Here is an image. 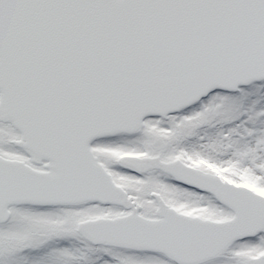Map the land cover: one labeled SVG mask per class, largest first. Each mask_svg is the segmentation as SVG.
Here are the masks:
<instances>
[{"label": "snow or ice", "instance_id": "snow-or-ice-1", "mask_svg": "<svg viewBox=\"0 0 264 264\" xmlns=\"http://www.w3.org/2000/svg\"><path fill=\"white\" fill-rule=\"evenodd\" d=\"M0 264H264V0H0Z\"/></svg>", "mask_w": 264, "mask_h": 264}]
</instances>
